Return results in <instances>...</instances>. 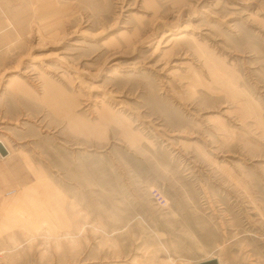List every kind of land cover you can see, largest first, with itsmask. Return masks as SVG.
I'll list each match as a JSON object with an SVG mask.
<instances>
[{
	"label": "rangeland",
	"instance_id": "rangeland-1",
	"mask_svg": "<svg viewBox=\"0 0 264 264\" xmlns=\"http://www.w3.org/2000/svg\"><path fill=\"white\" fill-rule=\"evenodd\" d=\"M0 141V264H264V0H0Z\"/></svg>",
	"mask_w": 264,
	"mask_h": 264
},
{
	"label": "water",
	"instance_id": "water-1",
	"mask_svg": "<svg viewBox=\"0 0 264 264\" xmlns=\"http://www.w3.org/2000/svg\"><path fill=\"white\" fill-rule=\"evenodd\" d=\"M0 153L2 155H6L8 153L6 147L2 143H0ZM202 264H217V262L212 260V261L205 262V263H202Z\"/></svg>",
	"mask_w": 264,
	"mask_h": 264
},
{
	"label": "bare ground",
	"instance_id": "bare-ground-1",
	"mask_svg": "<svg viewBox=\"0 0 264 264\" xmlns=\"http://www.w3.org/2000/svg\"><path fill=\"white\" fill-rule=\"evenodd\" d=\"M0 143H2L5 147H6V149H7V151H8V153L6 154V155H2L1 153V155L2 156H4V157H6V156H8L9 155V149H8V147L6 146V144L3 142V141H0ZM210 261H212V260H210ZM214 261H216L217 262V260H214ZM207 262H209V261H207ZM202 263H203V261H202ZM202 263H199V264H202ZM205 263V262H204ZM217 264H218V262H217Z\"/></svg>",
	"mask_w": 264,
	"mask_h": 264
},
{
	"label": "crops",
	"instance_id": "crops-1",
	"mask_svg": "<svg viewBox=\"0 0 264 264\" xmlns=\"http://www.w3.org/2000/svg\"><path fill=\"white\" fill-rule=\"evenodd\" d=\"M0 158H3V156L0 155ZM0 166H1V162H0Z\"/></svg>",
	"mask_w": 264,
	"mask_h": 264
}]
</instances>
